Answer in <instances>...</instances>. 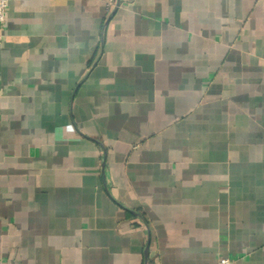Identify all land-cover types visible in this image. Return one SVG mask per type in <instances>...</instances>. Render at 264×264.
Listing matches in <instances>:
<instances>
[{
    "label": "crops",
    "instance_id": "crops-1",
    "mask_svg": "<svg viewBox=\"0 0 264 264\" xmlns=\"http://www.w3.org/2000/svg\"><path fill=\"white\" fill-rule=\"evenodd\" d=\"M221 257L264 264V0H9L0 264Z\"/></svg>",
    "mask_w": 264,
    "mask_h": 264
},
{
    "label": "built area",
    "instance_id": "built-area-1",
    "mask_svg": "<svg viewBox=\"0 0 264 264\" xmlns=\"http://www.w3.org/2000/svg\"><path fill=\"white\" fill-rule=\"evenodd\" d=\"M9 0H0V26L6 21V9ZM216 264H236V262L228 257H221Z\"/></svg>",
    "mask_w": 264,
    "mask_h": 264
},
{
    "label": "water",
    "instance_id": "water-1",
    "mask_svg": "<svg viewBox=\"0 0 264 264\" xmlns=\"http://www.w3.org/2000/svg\"><path fill=\"white\" fill-rule=\"evenodd\" d=\"M145 254H147V251L145 252Z\"/></svg>",
    "mask_w": 264,
    "mask_h": 264
}]
</instances>
